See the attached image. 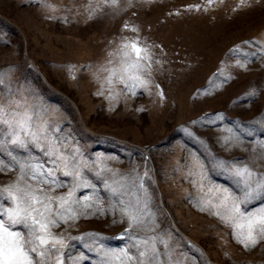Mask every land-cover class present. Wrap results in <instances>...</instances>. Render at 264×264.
I'll use <instances>...</instances> for the list:
<instances>
[{"label": "rangeland", "instance_id": "374dc122", "mask_svg": "<svg viewBox=\"0 0 264 264\" xmlns=\"http://www.w3.org/2000/svg\"><path fill=\"white\" fill-rule=\"evenodd\" d=\"M132 41L150 56L146 83L109 82ZM0 104L27 108L34 128L42 116L75 154L80 175L56 171L64 186L52 195L92 185L76 189V219L51 228L67 245L63 264H101L105 250L123 248L136 264L130 245L150 237L156 264H264V239L245 249L213 207L223 189L242 196L236 168L264 178V0H0ZM9 152L55 167L34 145L9 144L0 190L20 176ZM7 195L0 207L12 206ZM137 197L148 230L129 239L120 201ZM240 207L257 211L264 194Z\"/></svg>", "mask_w": 264, "mask_h": 264}, {"label": "snow or ice", "instance_id": "6c2138e0", "mask_svg": "<svg viewBox=\"0 0 264 264\" xmlns=\"http://www.w3.org/2000/svg\"><path fill=\"white\" fill-rule=\"evenodd\" d=\"M121 57L120 67L109 70L112 74L109 82L112 76L119 74L122 81L127 77L141 85L145 84L140 73L144 69L142 61L150 59L148 50L140 47L137 41L127 42L121 46ZM19 107L17 104L16 108ZM33 119L34 115L27 108L23 111H11V105L6 107L0 104V150H6L9 144L20 148H27L32 144L55 165L54 168L45 169L43 163H34L32 160L21 162L11 152L8 153L14 166H18L20 176L14 185L0 190V195L7 192L5 198L12 202L11 207H0V216L6 217L0 219V264H53V260L54 264H63L61 250L67 245L62 236L52 233L51 228L59 227V221L75 220L77 214L73 205L81 204L75 198L76 189L92 187L84 181L82 184H74L66 195H52L56 188L64 186L56 179V171L74 178L80 173L75 164L71 163L75 160V154L65 155L60 150L63 143L54 135L59 129L50 128L42 116L39 118L40 123L34 128ZM235 175L242 179V196L236 197L228 189H223L221 204L213 207H223L226 214L222 215L220 211L214 214L236 230V239L248 249L264 239V207L255 212H245L240 205L264 194V178L253 181L255 174L247 166L236 168ZM112 192L114 195L120 194L117 188H112ZM91 199L90 196L83 197L85 203L82 206L89 207L87 202ZM120 203L123 205L121 214L127 218L126 232L129 233V239H132L133 230H148L145 217L150 213L147 212L146 200L142 206L139 197L135 203L131 200L125 203L122 199ZM15 225H23L27 233L13 231L12 226ZM155 239H141L130 245L136 249V264H156L159 251ZM132 260L133 256L129 254L128 248L105 250L101 264H130Z\"/></svg>", "mask_w": 264, "mask_h": 264}]
</instances>
